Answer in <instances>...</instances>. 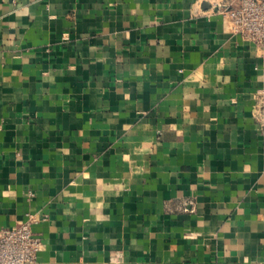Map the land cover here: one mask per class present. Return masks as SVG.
I'll return each instance as SVG.
<instances>
[{
	"label": "crops",
	"instance_id": "crops-1",
	"mask_svg": "<svg viewBox=\"0 0 264 264\" xmlns=\"http://www.w3.org/2000/svg\"><path fill=\"white\" fill-rule=\"evenodd\" d=\"M237 0H0V228L35 264H264V48Z\"/></svg>",
	"mask_w": 264,
	"mask_h": 264
},
{
	"label": "built area",
	"instance_id": "built-area-1",
	"mask_svg": "<svg viewBox=\"0 0 264 264\" xmlns=\"http://www.w3.org/2000/svg\"><path fill=\"white\" fill-rule=\"evenodd\" d=\"M231 30L264 48V0H237L223 9ZM264 121V117H263ZM29 214L23 222L0 228V264H35L42 248V238L33 230L36 222Z\"/></svg>",
	"mask_w": 264,
	"mask_h": 264
}]
</instances>
